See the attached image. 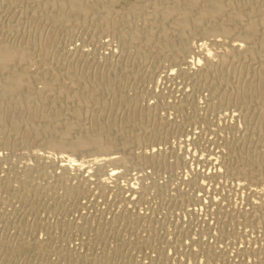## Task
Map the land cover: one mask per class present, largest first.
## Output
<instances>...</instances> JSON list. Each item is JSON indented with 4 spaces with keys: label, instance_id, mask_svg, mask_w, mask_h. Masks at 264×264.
<instances>
[{
    "label": "rangeland",
    "instance_id": "obj_1",
    "mask_svg": "<svg viewBox=\"0 0 264 264\" xmlns=\"http://www.w3.org/2000/svg\"><path fill=\"white\" fill-rule=\"evenodd\" d=\"M41 2L0 0V39L23 43L34 37L38 43L33 55L56 65L59 74L75 68L81 78L114 76L112 82L131 101L111 99L99 89L88 109L106 126L102 135L115 143L111 155L126 158L100 162L99 168L85 162L105 152L94 155L89 147L55 151L34 136L23 143L14 139L12 148L0 145V264H264V216L255 208L262 201L264 177L253 172L248 179L225 169L247 152L264 159V115L257 118L256 105L218 103V95L230 91L233 96L235 89L215 79H196L199 66L193 62L198 56L187 54L185 62H172L171 48L164 51L137 39L123 47L115 32H107L96 18L82 24L71 18L63 26L59 19L52 23L48 15L38 17L39 11L52 10ZM144 2L116 0L111 16L123 13L133 24L154 28L155 15L147 11L151 4ZM134 5L144 13L140 8L131 13ZM214 37L200 38L213 60L242 43L230 35ZM137 48L146 57L133 55ZM238 61L236 65L246 63L238 75L231 76L232 67L225 65L233 86L246 82L257 66V61ZM31 65V71L38 67ZM139 108L150 109L151 118L138 122L133 114ZM158 120L161 135L153 138ZM134 131L142 137L139 146L132 143ZM155 149L163 163L139 158L144 152L155 154ZM67 155L85 164L59 169V159ZM112 167L120 174L101 188L99 180Z\"/></svg>",
    "mask_w": 264,
    "mask_h": 264
},
{
    "label": "bare ground",
    "instance_id": "obj_2",
    "mask_svg": "<svg viewBox=\"0 0 264 264\" xmlns=\"http://www.w3.org/2000/svg\"><path fill=\"white\" fill-rule=\"evenodd\" d=\"M36 1H38V3L41 2V0ZM143 1H145L144 3L147 2L149 5L151 4L147 11L155 15V27L152 25L154 28L148 26L142 27L135 23L133 24L127 17L122 16L123 13L121 16H111V14L113 15V3L116 2V0H42L41 7H48V9L50 8L52 10L48 12L46 11L47 9L42 10L41 8L42 11H39L38 17L41 14L42 17L46 16V19H48V15L50 16L49 18L53 20L52 23L55 21L57 22L59 19V22L60 20L62 21V26L63 22L65 25V22H69L70 18L73 19L76 24H82L86 19L92 20L96 18L107 32H115L116 37L123 47L129 45L132 40L137 39L146 45L150 43L157 44L158 47L164 51L171 48L168 57L172 62L180 60L185 62L187 54L193 55V57L191 56L193 59L198 56L199 58L195 60L196 63L195 61L193 62L199 66L197 70L195 69L196 79H215V81L218 80V83L224 85L223 87L232 86L235 89V91H233V96L230 95L231 93L229 94L230 91L228 94L224 93V91L221 94L219 93L220 95L217 97L218 103H224V101L227 103L237 102L245 106L253 103L257 107L258 113H255L257 114V118L264 115V59L261 58L264 54V0ZM155 4H162V6L156 7ZM139 8L140 6L134 5L130 8V11L131 13H135L136 11L135 14H137ZM31 15L32 17L34 16L33 14ZM147 15L145 14L143 16ZM38 20L41 21L42 18L37 19V21ZM167 22L169 23L168 25ZM222 35H230L239 39L242 42V47H240V44L239 47L234 46L227 51H223V53L221 52L222 54H217V59L213 60L210 52L207 49H204L205 51L203 50L204 43L200 38L203 39V37ZM36 42L38 43V40L36 41L34 37H31V39L23 43H9L0 39V100H3L4 104L6 103L5 105H0V135H12V138L10 137L12 140L0 138V145H2V147L10 146L12 148L11 145H15L16 142L14 139H18L17 142L23 143L28 141L30 136H34L42 147L50 148L55 151H73L74 149L89 147L94 155L99 152H105L92 159V161H86L85 163L99 165L98 163L101 162V165H105V162L112 164L120 160L125 161L124 158L126 157L120 159L117 156L111 155L112 152L110 151L115 147V143L112 139L107 137V135H102L101 132L105 125L103 126V123L101 124L95 118V115L91 113L92 110L89 111L88 106L96 101L95 94L99 89L109 94L111 99H123L129 102L131 98L125 97L121 86L115 85L112 82L114 76H112L113 78H109V76L106 75V77L98 80L95 78V80L89 77L87 78L84 75V77L81 78L79 72L75 68L73 70L65 69L67 71L64 74H59V68L56 67V65H48L46 62L42 61L41 56L35 57L33 55L34 53L32 50ZM44 45L39 44V47ZM141 51L137 48L135 53L132 52V54L140 58L143 56L146 57L145 53ZM161 52L159 51L158 54H162ZM44 53L42 52L39 54L45 56L47 52L45 55ZM129 54H131V52ZM188 58L191 59L190 57ZM235 60H239L238 62H240V60L257 61V66L255 70L253 69L249 79L245 82L246 78H243L244 82L240 81L241 83L238 86L236 84L239 82L236 81H234L236 83L235 86H233V80L229 79L230 75L240 74L242 65L246 63L243 62V64L236 65L234 62ZM187 61L189 62V60ZM191 63L190 65L193 64ZM28 64H36L38 67H36L37 69L35 68V70L33 69L34 71H31L32 69L29 70L27 68ZM227 64L232 67L231 74L229 73L230 70L228 71L225 69V65ZM62 66L59 65V67ZM193 68L195 67L193 66ZM85 75H87V73ZM108 75H110V73H108ZM97 76L99 75L97 74ZM118 80L117 83L119 82ZM36 83L41 84L42 88H36ZM137 98L138 97L135 96L133 99ZM149 110L148 108H139L137 111H134L135 113L133 112V116L138 122L143 123L145 119L151 118ZM5 114L9 116H6L8 119L4 117ZM83 119L86 121L83 122ZM121 125H119V127ZM73 129H77V133L72 134ZM159 134L161 135V120L156 121L151 130L153 138L159 137ZM131 140L136 146L138 144L140 145L141 141H143L138 132L133 133ZM257 141H259V138H257ZM121 144L124 145V143ZM231 150L232 149H230V151ZM251 150L253 152L252 148ZM255 150L256 149H254V151ZM157 151L155 154L153 153L154 151L150 153L147 152V154L144 152L139 158L145 163H163L164 159L161 158V154H157ZM33 153L36 158L40 155L35 152ZM242 154H244V152ZM246 154V156L244 154L240 158H237L238 160H236V163L234 161V165L226 166L227 168L225 169L232 172L237 170L248 179L249 176L251 178V175L255 174L253 172H256L260 178H263L264 159H259L252 153L248 154L247 152ZM49 155L48 153L47 157H49ZM83 164H80L78 159L71 158L67 155L59 159L58 168L67 171L69 168L72 170L71 167H82L81 165ZM101 165H99V168ZM116 174H120V171L118 173L115 167L107 170V172H105V177L99 180V186L101 188H106L107 183H109L108 180L113 179L112 177L114 176L116 177ZM262 192L263 193L260 192V199L262 201L258 202L255 208L257 213H261V215L264 216V200L262 199L264 197V188Z\"/></svg>",
    "mask_w": 264,
    "mask_h": 264
}]
</instances>
